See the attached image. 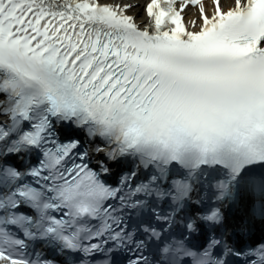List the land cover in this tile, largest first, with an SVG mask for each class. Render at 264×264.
<instances>
[{
  "label": "snow or ice",
  "instance_id": "6c2138e0",
  "mask_svg": "<svg viewBox=\"0 0 264 264\" xmlns=\"http://www.w3.org/2000/svg\"><path fill=\"white\" fill-rule=\"evenodd\" d=\"M140 7L0 0V264H264V0Z\"/></svg>",
  "mask_w": 264,
  "mask_h": 264
},
{
  "label": "bare ground",
  "instance_id": "6f19581e",
  "mask_svg": "<svg viewBox=\"0 0 264 264\" xmlns=\"http://www.w3.org/2000/svg\"><path fill=\"white\" fill-rule=\"evenodd\" d=\"M113 3H126L129 2V0H112ZM231 0H227V2H225V0H222V6L227 8L228 5L230 4ZM139 3L141 4L140 9L137 10V12L135 13V15H137V17H143L144 13H143V4L146 3V0H139ZM205 8H206V12L211 15L212 12V0H209L208 2L205 3ZM132 14V13H130ZM187 16L189 17H198V12L196 9H188L187 10ZM138 22L141 24V26H143L146 23V18L145 20H139Z\"/></svg>",
  "mask_w": 264,
  "mask_h": 264
}]
</instances>
